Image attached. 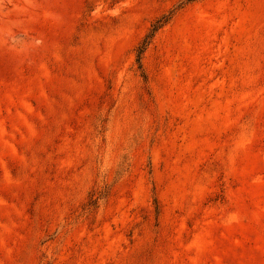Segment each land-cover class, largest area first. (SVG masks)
Masks as SVG:
<instances>
[{
  "label": "rangeland",
  "instance_id": "1",
  "mask_svg": "<svg viewBox=\"0 0 264 264\" xmlns=\"http://www.w3.org/2000/svg\"><path fill=\"white\" fill-rule=\"evenodd\" d=\"M0 264H264V0H0Z\"/></svg>",
  "mask_w": 264,
  "mask_h": 264
}]
</instances>
